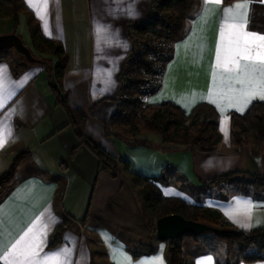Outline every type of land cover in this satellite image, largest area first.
<instances>
[{
	"label": "crops",
	"instance_id": "0c3cea01",
	"mask_svg": "<svg viewBox=\"0 0 264 264\" xmlns=\"http://www.w3.org/2000/svg\"><path fill=\"white\" fill-rule=\"evenodd\" d=\"M154 1L31 0L40 6L31 7L25 0L44 36L62 42L69 55L63 95L72 108L87 113L84 129L88 136L127 163L134 174L155 179L166 169L172 171L169 184L160 185L166 197L218 211L245 232L264 229V200L225 185L203 190L205 181L230 173L264 175V153L231 145L230 116L244 114L264 99L255 95L247 104L237 103L246 86L237 82L239 70L228 72L222 66L235 48L228 25L243 23L244 32L264 35L250 30L253 5H264V0L227 4L224 0H193L186 35L175 45L161 87L144 100L147 105L171 102L187 114L199 105L213 107L219 114L222 140L211 154L166 144L152 133L142 134L132 144L110 136L106 129L118 109L122 75L132 50L128 28L147 19ZM238 4L246 5V22L239 15L244 10L237 9ZM12 33L34 53L24 16L17 29L12 19L0 20V35ZM255 78L260 79L258 71ZM51 85L57 83L47 65L27 62L15 71L10 62L0 61V175L17 155L29 152L12 189L0 202V264H8L4 257L17 241L22 237L30 240L33 235L44 242L41 256L68 250L70 254L62 256L60 264H168V242L158 240L144 219L129 176L124 171L116 177L98 174L97 157L79 148ZM245 200L254 206L250 216L236 208V201ZM65 219L73 225L64 243L48 249L55 227ZM183 250L193 264H204L209 257L211 264H226L217 251L193 238H184Z\"/></svg>",
	"mask_w": 264,
	"mask_h": 264
},
{
	"label": "trees",
	"instance_id": "16d2710c",
	"mask_svg": "<svg viewBox=\"0 0 264 264\" xmlns=\"http://www.w3.org/2000/svg\"><path fill=\"white\" fill-rule=\"evenodd\" d=\"M234 1L237 0H224L226 4ZM192 5L193 0H155L146 20L129 26L128 31L133 27L141 39L143 50L136 51L133 47L126 60L120 94L125 99L117 100L118 109L106 125L110 136L136 144L142 134L152 133L160 135L166 144L183 145L207 154L214 153L218 149L222 140L219 114L210 105H199L193 113L187 114L171 102L160 105H147L144 102L145 97L155 95L159 91V89L152 90L149 95V92L143 89L146 86V79L156 75L160 64L167 65L172 60L175 45L186 35L187 20ZM22 16L26 18L35 53L41 56L38 57L39 59L46 61V65L56 79L57 85H51V89L56 96L57 104L67 114L68 126L78 139L79 148H85L97 157L99 175L109 173L116 177L124 171L129 176L140 211L153 234L156 233L157 220L178 214L188 220L226 231L218 238L224 240L230 250H238L241 256L234 264L264 261V229L245 232L229 223L218 211L190 206L181 199L166 197L160 185L169 184L172 171L166 169L160 178L155 179L134 174L127 163L108 153L98 141L86 134L84 128L87 113L72 108L66 95H63V79L69 64V55L63 43L44 36L40 21L25 0H0V20L12 19L17 29ZM250 30L264 34L263 4L253 5ZM19 57L25 61L24 58ZM52 59L56 60L55 65L52 64ZM207 111L211 116L203 115V112ZM230 116L231 145L234 148L254 147L264 153V102L254 103L244 114L232 113ZM79 148H76L74 153ZM28 156V151L17 155L11 167L0 175V202L12 189L18 168ZM204 183L211 186L238 185L240 194L264 200V175L261 174L236 172ZM72 225L73 223L67 219L57 225L48 249L61 246L66 232ZM186 237L195 240L198 238L187 234L176 240L167 241L168 264H193L185 258L182 243Z\"/></svg>",
	"mask_w": 264,
	"mask_h": 264
},
{
	"label": "snow or ice",
	"instance_id": "6c2138e0",
	"mask_svg": "<svg viewBox=\"0 0 264 264\" xmlns=\"http://www.w3.org/2000/svg\"><path fill=\"white\" fill-rule=\"evenodd\" d=\"M29 3L31 7H40L32 4L31 0H29ZM43 6L46 7V3ZM236 8L244 10L239 15L246 22V5L238 4ZM228 27L235 36L233 41L235 48L231 50V55L225 59L222 66L228 72L239 70L236 77L237 82L246 86L241 89L237 103L247 104L255 95H259L264 99V35H253L244 32L243 23L240 25L233 23ZM241 61H245V63L241 64ZM229 65H232V67L229 68ZM257 71L260 74L259 80L255 78ZM253 207L251 201H236V208L242 214L250 216ZM243 226L247 227L248 225L244 224ZM25 236H27V233ZM43 243V240L36 235H33L27 241L22 237L20 241L12 246L4 259L8 261V264H50V262L60 264L61 257H67L70 254L65 249L53 254L45 253L41 256ZM204 264H211V258L209 257Z\"/></svg>",
	"mask_w": 264,
	"mask_h": 264
},
{
	"label": "water",
	"instance_id": "95a60500",
	"mask_svg": "<svg viewBox=\"0 0 264 264\" xmlns=\"http://www.w3.org/2000/svg\"><path fill=\"white\" fill-rule=\"evenodd\" d=\"M10 50H14L18 56H21L30 64H46V61L34 55L32 49L28 47L16 33L0 35V52ZM206 233H213L214 235L221 236L225 234L226 231L201 222L188 220L184 216L178 214L165 216L156 222V235L160 241L176 240L187 234L200 236Z\"/></svg>",
	"mask_w": 264,
	"mask_h": 264
},
{
	"label": "rangeland",
	"instance_id": "374dc122",
	"mask_svg": "<svg viewBox=\"0 0 264 264\" xmlns=\"http://www.w3.org/2000/svg\"><path fill=\"white\" fill-rule=\"evenodd\" d=\"M34 54L37 57H41L37 53H35V51H34ZM0 61L10 62L15 71L19 70L20 67L27 64L26 61L21 60V58L17 55V53L14 50L6 51V52H0ZM44 65H46V64H44ZM144 100H145V98H144ZM226 186H228L232 190L240 189V187L238 185L225 184V187ZM205 187L206 188H215V187L222 188V187H224V185L211 186L210 184H205L204 188ZM193 191L196 193V190L192 189V192ZM204 235L205 236H202L199 239V241H198L199 236L196 240L195 239L194 240L198 243L201 241V243H203L204 247L205 246L210 247V248L214 249L215 251H217L219 253L220 259L223 262H225L226 264H234L237 261V259L241 256L238 254L239 252L237 249L230 250L228 244L224 240H221L220 238H218L217 235H214L213 233H206Z\"/></svg>",
	"mask_w": 264,
	"mask_h": 264
},
{
	"label": "built area",
	"instance_id": "2783aa9c",
	"mask_svg": "<svg viewBox=\"0 0 264 264\" xmlns=\"http://www.w3.org/2000/svg\"><path fill=\"white\" fill-rule=\"evenodd\" d=\"M129 37H130V40L132 42V48L134 47V49L136 51L143 50L141 39H139V37L136 34V32L134 31L133 27H131L129 29ZM151 58H152V56H151ZM165 65L166 64H164V63L160 64L159 67L156 70L157 71L156 75L154 77H148L146 79V81H147L146 82V86L143 89L145 91H148L149 95L152 93V90L155 91L157 89H160L161 83H162L163 74H164V71H165V68H164ZM147 97H149V96H147ZM119 98L121 100L125 99L124 96H120Z\"/></svg>",
	"mask_w": 264,
	"mask_h": 264
}]
</instances>
